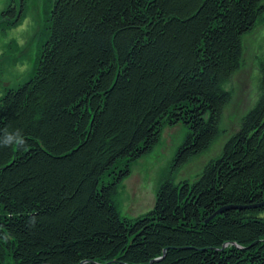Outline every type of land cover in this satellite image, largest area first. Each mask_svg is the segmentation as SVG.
Returning a JSON list of instances; mask_svg holds the SVG:
<instances>
[{"label": "trees", "instance_id": "obj_1", "mask_svg": "<svg viewBox=\"0 0 264 264\" xmlns=\"http://www.w3.org/2000/svg\"><path fill=\"white\" fill-rule=\"evenodd\" d=\"M258 25L264 0H52L35 71L0 95V140H24L0 144V264H264V59L239 129L175 183L219 136ZM177 124L189 131L153 207L121 215L131 164Z\"/></svg>", "mask_w": 264, "mask_h": 264}, {"label": "rangeland", "instance_id": "obj_2", "mask_svg": "<svg viewBox=\"0 0 264 264\" xmlns=\"http://www.w3.org/2000/svg\"><path fill=\"white\" fill-rule=\"evenodd\" d=\"M17 2L0 0V12L8 3ZM51 6L52 0H26L20 22L12 28L0 29V95L21 85L35 71L48 37ZM242 44V66L224 85L231 92V100L223 110L219 136L207 151L177 171L175 183L183 180L193 183L204 165L220 155L225 141L239 129L242 117L257 103L261 80L259 61L264 59V25L256 26L244 36ZM188 131L183 124L165 126L152 151L131 164L130 176L122 181L117 198L121 215L134 218L153 207L157 189L168 176L175 153Z\"/></svg>", "mask_w": 264, "mask_h": 264}, {"label": "clouds", "instance_id": "obj_3", "mask_svg": "<svg viewBox=\"0 0 264 264\" xmlns=\"http://www.w3.org/2000/svg\"><path fill=\"white\" fill-rule=\"evenodd\" d=\"M24 140L23 137L20 135L19 131L16 134H5L2 140H0V144L4 146L8 145H20L23 144Z\"/></svg>", "mask_w": 264, "mask_h": 264}, {"label": "water", "instance_id": "obj_4", "mask_svg": "<svg viewBox=\"0 0 264 264\" xmlns=\"http://www.w3.org/2000/svg\"><path fill=\"white\" fill-rule=\"evenodd\" d=\"M263 204H264V202H262V204L254 205V206H252V207H258V206L263 205ZM220 211H222V210H219L218 212H220Z\"/></svg>", "mask_w": 264, "mask_h": 264}]
</instances>
